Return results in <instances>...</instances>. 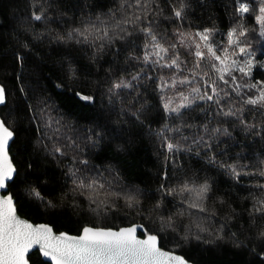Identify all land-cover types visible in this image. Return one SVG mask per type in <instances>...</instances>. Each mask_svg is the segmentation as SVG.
<instances>
[{"label": "snow or ice", "instance_id": "snow-or-ice-1", "mask_svg": "<svg viewBox=\"0 0 264 264\" xmlns=\"http://www.w3.org/2000/svg\"><path fill=\"white\" fill-rule=\"evenodd\" d=\"M215 6L216 0H29L14 34L11 88L0 83L7 108L0 109V264H203L197 250L225 246L264 264V149L255 163H243L251 160L245 149L264 143V60L257 55L264 57V0H231L226 33ZM73 44L96 79L70 52L57 53L60 68L53 71L39 51ZM54 76L56 88H67L66 80L76 85L79 91L71 90L81 101L92 103L97 93L106 101L82 136L50 93ZM10 94L17 100L12 108ZM126 135L118 154L137 140L153 144L160 165L155 193L123 183L111 163L103 171L90 165L91 150ZM69 154L70 186L43 196L37 182L46 173L36 161L60 163ZM184 157L200 167L186 169ZM177 169L184 178L172 182ZM217 174L231 190L220 191ZM244 177L259 179L248 195L234 194ZM26 199L39 202L48 222L21 218ZM58 214L69 223L71 216L92 222L77 220L72 234L57 227ZM121 217L125 226L107 223Z\"/></svg>", "mask_w": 264, "mask_h": 264}, {"label": "trees", "instance_id": "trees-1", "mask_svg": "<svg viewBox=\"0 0 264 264\" xmlns=\"http://www.w3.org/2000/svg\"><path fill=\"white\" fill-rule=\"evenodd\" d=\"M91 2V0H88ZM28 3L29 0H0V83L8 84L11 88L9 81L12 79V52L16 47L14 34H16L20 28L21 18L28 15ZM227 8V10H226ZM215 12L218 21L221 22V32L227 31L228 23L231 19V0H216V6L212 9ZM199 10L197 15H199ZM79 15V13H77ZM202 19H206V14ZM199 22V21H197ZM39 24V22H34ZM250 25H254V20L249 21ZM222 37L217 36L216 39L220 40ZM254 46L259 49L260 42L254 40ZM56 46L49 48L47 46H39V51L47 58V64L53 71H58L60 65L55 63L59 56L57 53L70 52L75 57L76 66L82 67L83 71H89L92 73L91 79H96V69L94 67H88V60L81 51L80 45H71L67 48L60 46L56 51ZM259 59L264 60V57L259 55ZM264 71V70H262ZM47 72V70H46ZM256 78L259 79V74H256ZM59 81L53 77L52 83L50 84V93L56 99L57 104L60 106L61 112L68 118L69 122L76 126L77 131L74 135L82 136L86 126H90L89 121L95 112H99L103 109V105L106 101L101 98V94H96V100L92 103L84 102L74 96L71 89L79 91L76 85H73L71 81H65L67 88H56L54 85ZM91 91V90H89ZM17 103L14 95L10 94L7 100V107L12 108ZM1 109L7 111V108L3 106ZM110 127H116L111 124ZM134 131V130H130ZM33 139L36 133L31 134ZM129 136H124L121 139L114 140L110 148L106 147L103 151L91 150L92 154L89 156L90 165L98 166L99 171H103L104 167L108 164H112L114 167L119 168L121 171L122 182L129 186H139L141 189H147L151 193H155L157 188L156 173L160 167L156 156L154 155V146L147 139L137 140L131 145L130 151L117 153L116 146L124 143L128 140ZM243 139V137H241ZM245 143H248L245 141ZM264 149V143H255L249 149H245L244 155L250 156L251 160H244L243 163H255L260 158V152ZM31 151V149H29ZM240 151L239 147L233 148V152ZM13 154H16V149H13ZM71 154L69 157L64 159L62 162L57 163L51 157L39 158L36 161V165L39 169L46 173V176L41 177V181L37 182L41 194L45 197L58 196L62 188L70 186V180L66 184V178L64 172L66 171V165L69 164ZM185 168H199L200 163H197L193 158L189 160L188 157H184ZM95 174V173H93ZM203 174V173H201ZM107 175V174H106ZM185 172L179 169L173 174L172 182L182 180ZM110 178V177H109ZM228 178L222 174H217L218 187L220 191L231 190V183H222V181ZM259 178H243V188L237 186L234 194L238 193L240 196L248 195L246 189L251 185H254ZM47 180V183L43 181ZM260 182L264 183V180ZM255 194L259 196V191L255 190ZM158 195V194H157ZM171 199V198H169ZM178 202V201H176ZM38 201L25 200L20 207L19 215L33 223H45L51 218L50 215H45L44 210L38 206ZM235 206V205H234ZM85 207L87 203L85 202ZM196 212L195 209L191 210ZM69 223V217L64 215H57V227L61 230L72 229V234H77L75 231V222L81 220L83 223L92 222V217H79L71 216ZM136 222H140L137 219ZM107 223L114 225L125 226L127 223L122 217L115 220L109 219ZM179 252V250H178ZM197 256L203 258V264H260L258 258L254 257L247 251H240L232 248L231 246H225L220 250L211 249L206 252L197 250Z\"/></svg>", "mask_w": 264, "mask_h": 264}, {"label": "water", "instance_id": "water-1", "mask_svg": "<svg viewBox=\"0 0 264 264\" xmlns=\"http://www.w3.org/2000/svg\"><path fill=\"white\" fill-rule=\"evenodd\" d=\"M4 105H0V109L3 107ZM19 214V213H18ZM21 218H23V217H21ZM23 219H25V218H23ZM31 222V221H30Z\"/></svg>", "mask_w": 264, "mask_h": 264}]
</instances>
